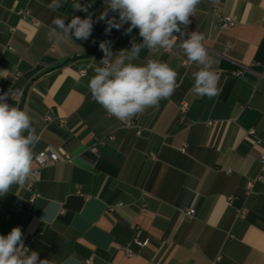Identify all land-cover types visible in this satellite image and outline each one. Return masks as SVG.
Here are the masks:
<instances>
[{
    "label": "crops",
    "instance_id": "crops-1",
    "mask_svg": "<svg viewBox=\"0 0 264 264\" xmlns=\"http://www.w3.org/2000/svg\"><path fill=\"white\" fill-rule=\"evenodd\" d=\"M76 2L61 0L52 11V0H0V95L20 90L7 102L32 117L40 136L32 170L41 151L59 158L40 169L33 201L25 188L30 178L0 196L7 212L0 214V235L19 226L24 245L52 264H264V79L258 76L264 0H201L189 18L186 33H203L215 60L216 97L192 90L199 66L179 49L181 39L171 50L142 49L133 63L167 62L177 73L176 87L158 106L125 121L129 125L107 114L87 85L101 66V41H111L115 55L130 50L133 37L142 38L137 29L124 35L127 24L105 33L106 23L96 19L106 0L79 1L87 13L72 9ZM89 14L88 40L48 39L55 17L68 23ZM217 14L233 24L218 26ZM181 102L188 104L183 121ZM45 115L53 120L46 123ZM191 208L194 214L185 216ZM134 237L148 244L136 246ZM125 246L133 255L124 254Z\"/></svg>",
    "mask_w": 264,
    "mask_h": 264
},
{
    "label": "clouds",
    "instance_id": "clouds-1",
    "mask_svg": "<svg viewBox=\"0 0 264 264\" xmlns=\"http://www.w3.org/2000/svg\"><path fill=\"white\" fill-rule=\"evenodd\" d=\"M201 0H106V7L96 22L106 23L105 33L112 29L124 35L138 30L141 43L135 37L130 41L131 48L113 53L111 41H101L100 50L104 53L95 74L88 82L92 98L111 116L125 122L143 113L147 108L158 106L162 99L169 98L176 87V71L167 63L157 59H147L143 64H135L142 49L157 53L161 49L176 47L189 61L198 65L192 73L193 91L209 99L219 95V76L214 70L215 60L205 48L203 33H186L190 16H194ZM52 11L62 7L61 0H52L47 5ZM72 9L88 12L79 0ZM109 13L118 14L109 16ZM68 18L55 17L49 27L48 39L60 44L66 39L88 40L92 34L94 20L91 14L85 18L73 15ZM173 33H178L174 35ZM186 35L187 38H184ZM20 90H10L0 95V196L10 192L13 185L23 186L32 175L33 149L40 136L32 125L28 112L7 102L14 99ZM47 219V209H44ZM52 219H55L53 217ZM51 222V220H49ZM23 232L19 226L13 227L7 235H0V264H52L49 259H41L39 252L30 251L23 242ZM69 259H72L69 257ZM67 264V261H65ZM78 264V262H77Z\"/></svg>",
    "mask_w": 264,
    "mask_h": 264
},
{
    "label": "built area",
    "instance_id": "built-area-1",
    "mask_svg": "<svg viewBox=\"0 0 264 264\" xmlns=\"http://www.w3.org/2000/svg\"><path fill=\"white\" fill-rule=\"evenodd\" d=\"M81 2H83V0H79ZM84 3V2H83ZM90 10H93L92 7H89ZM21 15L23 17H29V13L28 11H22L21 12ZM216 23L218 26L220 27H227V26H231L233 24V20L230 16H225V15H222V14H217L216 15ZM188 28V26H187ZM11 49V48H9ZM243 72V68H240L238 70H236L233 74L235 76H239L241 75ZM258 76L259 78L261 79H264V69H262L261 72L258 73ZM187 107H188V104L186 102H181L179 104V113H180V120L183 121L184 120V114L187 110ZM107 113V112H106ZM108 114V113H107ZM43 120L46 122V123H49L53 120V118L50 116V115H45L43 117ZM60 124H64L65 123V119L61 118L58 120ZM209 125L211 124V122H207ZM125 125H129L130 123L129 122H124ZM247 133L250 135V136H253L254 135V129L253 128H250ZM255 142H258L257 139H254ZM100 143H102V141H100ZM90 150L92 152H95L96 149L94 147H91ZM65 159L66 160H70V156L69 155H65ZM35 161L37 163V167L35 169L32 170V175L30 177V180L27 182L25 188L31 193L30 195V201H33L34 198L36 197V194L33 192V186L35 184V182H37L40 178V169L41 168H44L46 167L48 164H54L56 162L59 161V158L58 156L52 151V150H47V151H41L39 152L36 157H35ZM251 187V182H249L246 186V191L249 190V188ZM234 199H236L235 196H231L229 197V201H233ZM194 209H188V210H185L184 211V215L185 216H192L194 214ZM238 213L240 215H243L244 214V210L239 208L238 209ZM0 214L3 215V216H6L7 212H6V209L4 208V206L0 203ZM131 242L136 245V246H139V247H144L148 244V239H144V240H141L139 239L138 237H134L132 238ZM123 252L125 255L127 256H131L133 255L132 251L127 247H123ZM86 263H90V259L86 260L85 261Z\"/></svg>",
    "mask_w": 264,
    "mask_h": 264
}]
</instances>
